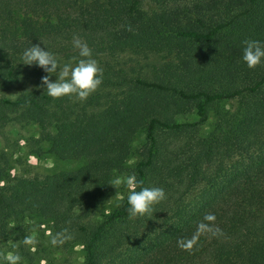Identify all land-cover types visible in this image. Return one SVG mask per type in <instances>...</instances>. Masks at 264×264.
<instances>
[{
	"label": "trees",
	"instance_id": "obj_1",
	"mask_svg": "<svg viewBox=\"0 0 264 264\" xmlns=\"http://www.w3.org/2000/svg\"><path fill=\"white\" fill-rule=\"evenodd\" d=\"M73 36L92 50L103 83L84 102L53 100L41 83L48 73L24 65L22 54L39 44L60 65L75 64ZM245 40L264 43V0H0V91L31 85L0 97V135L36 124L32 154L46 143L58 159L84 160L76 170L9 180L0 149V230L24 218L68 225L84 264H208L219 255L264 264V63L247 68ZM210 109L214 122L201 136ZM190 112L196 121H176ZM140 130L146 159L131 175L141 187L163 188L166 199L151 216L129 219L127 196L98 214ZM206 214L220 234L183 249L178 241L191 239ZM157 223L165 227L144 238Z\"/></svg>",
	"mask_w": 264,
	"mask_h": 264
},
{
	"label": "rangeland",
	"instance_id": "obj_2",
	"mask_svg": "<svg viewBox=\"0 0 264 264\" xmlns=\"http://www.w3.org/2000/svg\"><path fill=\"white\" fill-rule=\"evenodd\" d=\"M120 63V62H118ZM31 85L25 83L12 85L9 89L0 91V97L14 99L22 90L30 89ZM56 111L50 108V122L48 130L55 133L60 130ZM194 112L178 117L177 122L196 121ZM214 122L211 109L207 119L198 128L199 135H205ZM39 137V127L36 124H11L4 127L0 135V149L7 158L8 179L41 178L60 172L72 171L84 165L83 159L61 160L45 152L46 143L39 147L42 153L38 156L32 154L34 149L31 140ZM146 159V142L144 131H138L132 138L130 152L123 158V170L116 172L112 178L113 190L107 204L99 213H108L118 206L120 201L129 194L126 179L131 175V169L140 161ZM121 183L117 185L116 180ZM101 221L99 216L93 217L89 222L91 226ZM165 225L156 224V229L145 232L144 238H154ZM73 229L65 224L52 222L40 223L36 218H24L18 228L7 225L0 230V264H11L12 257L18 256L17 264H84V252L81 243L76 241ZM142 232V233H144ZM56 239L54 244L52 241ZM208 264H232L225 256L219 255L210 260Z\"/></svg>",
	"mask_w": 264,
	"mask_h": 264
},
{
	"label": "clouds",
	"instance_id": "obj_3",
	"mask_svg": "<svg viewBox=\"0 0 264 264\" xmlns=\"http://www.w3.org/2000/svg\"><path fill=\"white\" fill-rule=\"evenodd\" d=\"M131 31V26L127 29ZM72 45L78 51L80 59L60 65L58 58L51 52L42 49L39 44L31 45L22 54L23 64L31 66L35 64L43 69L48 75L42 77L41 83L46 88L47 95L53 100L61 98H75L80 102L87 100L89 96L94 94L103 83V69L98 61L93 58L92 50L86 42L80 37L73 36ZM242 60L249 70H254L264 63V43L257 40L243 41ZM55 74L57 79L55 82L50 80V76ZM117 185L121 183L118 179L115 181ZM129 188L127 195L129 219L137 217L151 216L154 211V205L159 204L166 199V193L160 187H141L142 181H137L135 175H130L126 179ZM140 190L137 191L136 189ZM214 222L213 214H206L203 221L197 226V231L187 242L178 241V244L185 250H190L196 243L201 234L211 232L213 235L220 234L219 229H213L209 223ZM54 244L56 239L52 241ZM20 258L13 256L11 264H17Z\"/></svg>",
	"mask_w": 264,
	"mask_h": 264
}]
</instances>
